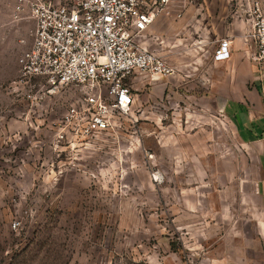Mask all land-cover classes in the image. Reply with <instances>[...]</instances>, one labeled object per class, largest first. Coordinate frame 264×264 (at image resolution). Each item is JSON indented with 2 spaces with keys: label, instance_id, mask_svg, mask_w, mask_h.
I'll list each match as a JSON object with an SVG mask.
<instances>
[{
  "label": "rangeland",
  "instance_id": "1",
  "mask_svg": "<svg viewBox=\"0 0 264 264\" xmlns=\"http://www.w3.org/2000/svg\"><path fill=\"white\" fill-rule=\"evenodd\" d=\"M256 4L170 0L142 37L171 72L141 77L114 129L61 152L51 122L77 91L8 89L34 19L0 0V264H201L229 229L250 232L256 152L215 107L213 80L227 25L251 23Z\"/></svg>",
  "mask_w": 264,
  "mask_h": 264
},
{
  "label": "built area",
  "instance_id": "2",
  "mask_svg": "<svg viewBox=\"0 0 264 264\" xmlns=\"http://www.w3.org/2000/svg\"><path fill=\"white\" fill-rule=\"evenodd\" d=\"M170 0H15L14 17L33 18L32 41L17 55L18 73L8 89L28 93L74 87L76 96L52 120V147L61 152L86 148L117 126L135 100L141 77L169 74L171 65L143 39ZM250 23V59L264 72V6ZM262 8V10H261ZM230 40L222 38L215 59L227 58ZM31 90V88H29ZM264 258V240L261 244Z\"/></svg>",
  "mask_w": 264,
  "mask_h": 264
},
{
  "label": "crops",
  "instance_id": "3",
  "mask_svg": "<svg viewBox=\"0 0 264 264\" xmlns=\"http://www.w3.org/2000/svg\"><path fill=\"white\" fill-rule=\"evenodd\" d=\"M160 16L159 13L154 21L161 19ZM249 30L250 21L243 18H234L227 25L225 34L231 36L228 37L230 54L227 58L214 59L224 71L213 80V93L215 107L237 123L243 141L256 152L259 175L252 184L251 200L245 204L246 211L242 215L244 221L251 223V229L248 234L229 229L215 248L205 252L206 262L201 264H264L261 252L264 240V72L250 59L253 43L247 36Z\"/></svg>",
  "mask_w": 264,
  "mask_h": 264
}]
</instances>
